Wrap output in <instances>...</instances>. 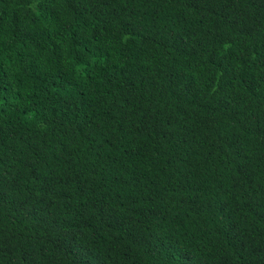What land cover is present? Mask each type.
I'll list each match as a JSON object with an SVG mask.
<instances>
[{
    "label": "trees",
    "instance_id": "obj_1",
    "mask_svg": "<svg viewBox=\"0 0 264 264\" xmlns=\"http://www.w3.org/2000/svg\"><path fill=\"white\" fill-rule=\"evenodd\" d=\"M0 264H264V0H0Z\"/></svg>",
    "mask_w": 264,
    "mask_h": 264
}]
</instances>
